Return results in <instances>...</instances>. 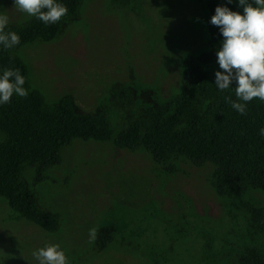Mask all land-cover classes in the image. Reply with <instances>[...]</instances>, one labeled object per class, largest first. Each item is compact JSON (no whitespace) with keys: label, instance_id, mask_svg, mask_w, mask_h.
I'll list each match as a JSON object with an SVG mask.
<instances>
[{"label":"rangeland","instance_id":"374dc122","mask_svg":"<svg viewBox=\"0 0 264 264\" xmlns=\"http://www.w3.org/2000/svg\"><path fill=\"white\" fill-rule=\"evenodd\" d=\"M116 1H87L57 41L19 51L31 84L48 103L72 95L85 113L104 108L115 136L137 115L142 91L157 89L161 103L175 95L184 58L206 49L209 34V18L196 0H138L130 7ZM0 14L8 15L9 24L32 17L19 12L14 0H0ZM61 156L62 164L47 172L48 181L35 183L34 167L24 171L39 207L60 215V229L50 234L24 220L11 221L12 210L0 199V264H38L32 253L46 245H59L69 264H156L150 244L160 252L172 239L174 264H200L205 241L218 260L241 242L243 232L233 221L242 216L240 200L264 205L262 191L219 199L209 182L210 165L180 163V172L168 174L145 151L81 140ZM106 227L125 234L101 250L98 234Z\"/></svg>","mask_w":264,"mask_h":264},{"label":"trees","instance_id":"16d2710c","mask_svg":"<svg viewBox=\"0 0 264 264\" xmlns=\"http://www.w3.org/2000/svg\"><path fill=\"white\" fill-rule=\"evenodd\" d=\"M87 1L57 0L68 8L58 23L46 25L35 17L9 24L5 31H15L20 44L10 50L0 45V76L5 69H19L25 77L26 98L14 95L10 104L0 105V199L13 214L11 221H27L52 234L61 227L60 215L41 209L36 194L24 179L27 168H35V183L48 181L47 172L62 164L61 152L73 141L113 142L119 150L132 153L145 151L152 161L163 166L168 174L180 172V163L197 168L212 166L210 184L221 200L243 199L251 191L264 192V101L258 98L246 106L241 115L225 102L226 96L236 100L233 81L221 92L215 85V73L221 71L217 51L224 37L210 23L217 6H227L243 14L239 0H196L208 16L207 48L188 54L182 64L180 89L166 102H160L157 89L140 93L142 105L127 127L115 136L111 120L104 108L93 113L81 111L72 95L48 103L41 90L31 84V71L19 51L32 44L57 41L76 23ZM138 0H117L121 7H130ZM256 6L253 0H249ZM132 99V94H126ZM129 103H132L130 101ZM242 216L234 218L243 232L240 244H233L228 253L213 255L211 243L203 237L204 256L200 264H264V205L248 200L239 202ZM241 219V220H239ZM238 220L240 223H238ZM112 227L98 234L101 250L119 243ZM140 237V236H139ZM126 240L123 239L124 243ZM152 244V243H151ZM150 258L156 264H174L177 240L158 252L151 245ZM203 248V246L201 247Z\"/></svg>","mask_w":264,"mask_h":264},{"label":"clouds","instance_id":"9594fccd","mask_svg":"<svg viewBox=\"0 0 264 264\" xmlns=\"http://www.w3.org/2000/svg\"><path fill=\"white\" fill-rule=\"evenodd\" d=\"M233 0H228L232 3ZM239 0L243 14L227 6H217L210 23L219 27L224 37L217 51L221 71L215 73V85L221 91L236 82L235 96H226L225 102L241 115L247 114V104L254 99L264 101V0ZM14 7L21 13L35 17L46 25L58 23L67 15L68 8L57 0H14ZM7 14H0V45L10 50L20 44V36L6 32ZM25 77L19 69H5L0 76V105L10 104L14 95L26 98ZM264 136V128L260 129ZM97 228L89 229L91 241L97 239ZM38 264H69L59 245H46L32 253Z\"/></svg>","mask_w":264,"mask_h":264}]
</instances>
